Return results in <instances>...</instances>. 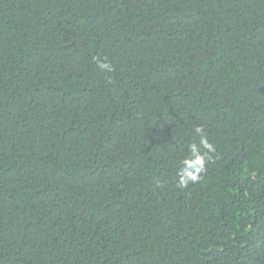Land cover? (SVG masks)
I'll list each match as a JSON object with an SVG mask.
<instances>
[{"label":"trees","instance_id":"16d2710c","mask_svg":"<svg viewBox=\"0 0 264 264\" xmlns=\"http://www.w3.org/2000/svg\"><path fill=\"white\" fill-rule=\"evenodd\" d=\"M0 264H264V0H0Z\"/></svg>","mask_w":264,"mask_h":264},{"label":"clouds","instance_id":"9594fccd","mask_svg":"<svg viewBox=\"0 0 264 264\" xmlns=\"http://www.w3.org/2000/svg\"><path fill=\"white\" fill-rule=\"evenodd\" d=\"M94 59L100 69L112 71L111 65L106 60L99 57ZM194 131L199 136V142L190 143L187 154L179 161L177 184L181 188H186L190 183H196L201 179V174L206 171L207 162L212 158L211 153L215 151L204 134L203 126L197 125Z\"/></svg>","mask_w":264,"mask_h":264}]
</instances>
